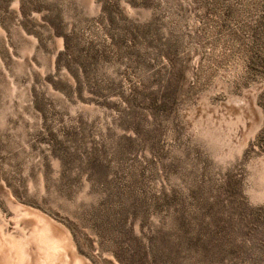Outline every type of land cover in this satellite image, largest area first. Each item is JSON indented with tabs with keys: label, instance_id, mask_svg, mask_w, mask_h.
<instances>
[{
	"label": "rangeland",
	"instance_id": "rangeland-1",
	"mask_svg": "<svg viewBox=\"0 0 264 264\" xmlns=\"http://www.w3.org/2000/svg\"><path fill=\"white\" fill-rule=\"evenodd\" d=\"M0 264H264V0H0Z\"/></svg>",
	"mask_w": 264,
	"mask_h": 264
}]
</instances>
